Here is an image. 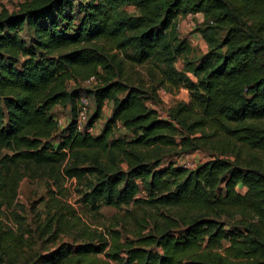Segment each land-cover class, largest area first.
<instances>
[{
  "label": "trees",
  "instance_id": "trees-1",
  "mask_svg": "<svg viewBox=\"0 0 264 264\" xmlns=\"http://www.w3.org/2000/svg\"><path fill=\"white\" fill-rule=\"evenodd\" d=\"M188 14L205 16L207 51L180 71L191 45L177 19ZM127 63H153L157 86L129 83ZM91 76L92 89L68 86ZM162 88L186 89L190 101L163 117L145 96L159 100ZM83 95L95 102L86 130L113 105L97 135L76 130ZM58 107L69 112L63 129ZM119 125L132 137H117ZM217 134L243 149L160 168L167 152L194 153ZM253 152L264 156V0H27L0 13V208L12 210L0 222V264H264V164L241 160ZM27 174L88 181L80 193L94 214L145 209L142 222L133 214L134 239L81 228L58 201L33 230L13 208ZM38 241L55 246L34 252Z\"/></svg>",
  "mask_w": 264,
  "mask_h": 264
},
{
  "label": "rangeland",
  "instance_id": "rangeland-1",
  "mask_svg": "<svg viewBox=\"0 0 264 264\" xmlns=\"http://www.w3.org/2000/svg\"><path fill=\"white\" fill-rule=\"evenodd\" d=\"M26 2L27 0H0V13L4 10L10 13L17 12L19 11L21 5ZM122 8L130 15L137 16L139 14V11L133 5H127ZM188 15H182L177 19V29L181 38H185L189 40V42H193L190 43L191 51L181 55L176 62V67L180 71L187 69L189 67L187 64L189 63H194V65H196V61L206 52V48L204 47L205 42L202 36L197 32L199 26L205 21V16L203 14H195L194 17H188ZM153 66V63H148L142 66H136L127 63L126 68L129 83L140 84L143 81V84H145L148 90L156 87L157 83L156 80H154V74L156 73V77L160 78L161 73L159 70L156 71V69L152 72L151 69ZM190 76L196 81V78H194L191 74ZM85 81V78L79 77L78 79L70 81L68 86L70 89L78 87L84 90L92 89L94 86H96H89L85 83ZM148 94L145 95L146 98H148L147 105L158 110L160 115L163 117H166L169 109L175 107L177 103H188L190 101L189 92L183 88L180 90H169L168 88H162L158 90L159 100L149 99ZM112 109V103L107 101L105 103L102 118L95 123L93 130L94 135H97L101 132L105 122L112 114ZM90 111V114H93L95 111V102L93 98H91ZM56 115L60 127L62 129L65 128L69 119V112L58 107L56 109ZM117 128V137H126V135L129 138L132 137L123 130L121 125H119ZM207 134L212 135V132L209 130L207 131ZM197 136H200V134ZM206 141L207 144L205 148L194 151V153L191 154L179 155L175 153L178 152L177 150L167 152V157L165 158L166 162L160 168L167 167L169 163L175 166H180L185 159L193 160L200 164L210 160L213 156H220V153L229 151L231 148H242L236 142H232L231 146H229V143L224 141L221 135L218 134L208 138ZM2 153L5 154L7 152L3 151ZM241 160H243V162H249L248 164L253 166H262L264 164V156L256 152H253L252 154H242ZM139 183L140 192L137 198H145L146 194L144 192V188L142 183ZM88 184V181L79 183L77 180L63 178H60L59 182L55 183L53 178L49 179L48 177L41 174H35L33 176L27 174L18 185L13 208L17 210L18 214L25 218L26 223L29 224L34 230L37 227L40 218L43 221L45 220L48 212H54L58 201L59 206L63 207V212L67 213L68 217H74L79 220L78 222L81 228L88 227L100 232H104L108 228H112L119 230L123 234V239L129 238L130 240H133L134 231L138 228L137 220L134 219L133 214L137 213L139 217L138 220L142 222L145 209H137L133 214H130L126 211L134 210L133 205L129 208L123 207L122 210H118L114 207L103 206L99 210V213L94 214L90 208L85 207L82 203V195L80 192L87 191ZM238 190L242 194L246 193L247 191V189L243 186H239ZM11 211L12 210L8 209L6 206L0 208V222L7 224V217L12 216ZM12 222H9L10 225ZM227 222H229V225L233 224V221ZM229 228L230 226H228V229ZM73 240V236L63 235L59 238V243L71 242ZM225 245L227 246L226 243ZM54 246L55 245H50V243L44 244L42 241H38V244L34 247V252L45 253L46 251L51 250Z\"/></svg>",
  "mask_w": 264,
  "mask_h": 264
},
{
  "label": "built area",
  "instance_id": "built-area-1",
  "mask_svg": "<svg viewBox=\"0 0 264 264\" xmlns=\"http://www.w3.org/2000/svg\"><path fill=\"white\" fill-rule=\"evenodd\" d=\"M194 14H189L188 17H194ZM197 16V15H196ZM193 43V42H190ZM99 79L97 76H91L89 77L85 83L89 86L91 85H99ZM90 107H91V98L87 95H83L80 97L78 102V110H77V117H76V130L77 132H88L93 134V128H88L86 130V124L89 120L90 116ZM61 123V122H60ZM60 126V125H59ZM198 163H196L193 160L185 159L183 160V163L181 166H183L185 169H194Z\"/></svg>",
  "mask_w": 264,
  "mask_h": 264
},
{
  "label": "crops",
  "instance_id": "crops-1",
  "mask_svg": "<svg viewBox=\"0 0 264 264\" xmlns=\"http://www.w3.org/2000/svg\"><path fill=\"white\" fill-rule=\"evenodd\" d=\"M205 48H206V51H207V46H206V44H205V46H204ZM206 53V52H205Z\"/></svg>",
  "mask_w": 264,
  "mask_h": 264
}]
</instances>
